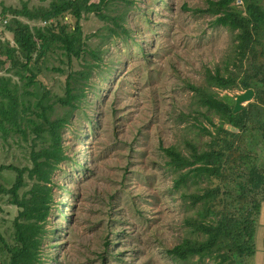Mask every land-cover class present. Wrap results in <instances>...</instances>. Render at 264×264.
I'll use <instances>...</instances> for the list:
<instances>
[{
  "label": "rangeland",
  "instance_id": "374dc122",
  "mask_svg": "<svg viewBox=\"0 0 264 264\" xmlns=\"http://www.w3.org/2000/svg\"><path fill=\"white\" fill-rule=\"evenodd\" d=\"M25 1L36 9L52 0H0L1 41L14 43L10 29L14 15L3 17L2 4L22 8ZM209 4V0H107L100 8L107 18L96 12L84 13L79 20L68 13L62 17L69 31L77 22L82 25L88 51L70 60L56 46L31 66L38 86L49 94L47 115L51 120L67 119L61 134L69 155L54 172L41 264H229L221 242L211 252L187 259L169 249L186 240L209 239L190 221L216 224L226 207L240 206L236 198L242 193L249 205L258 206L252 211L256 253L234 264H264V134L224 123L235 135L224 142L239 139L249 154L225 179L191 174L177 187L176 178L195 165L176 169L168 163L166 149L176 148L194 160L195 153L209 150L211 141L219 140L224 117L210 109L194 87L233 106L245 91L241 78L246 71L253 73L250 60H240L239 30L215 23L224 12L207 10ZM244 7L245 0H235L230 9L244 12ZM19 18L32 27L42 24ZM0 59L6 56L0 53ZM10 67L7 59L0 63V76H12L24 85ZM85 69L89 78L83 79L77 72ZM216 72L232 79L231 84L218 86L209 77ZM70 74H78L85 91L73 107L61 101ZM261 110L264 113V104ZM25 124L24 135L7 123L6 137L0 129L1 164L32 167L31 150L49 146L47 132L38 136L33 125ZM15 176L14 171L0 169V184L11 186ZM26 181L21 193L34 182L27 173ZM225 182L231 195L217 197L212 207L186 196L216 186L225 191ZM17 213L10 197L0 193V230L10 243ZM8 257L0 249V264Z\"/></svg>",
  "mask_w": 264,
  "mask_h": 264
},
{
  "label": "trees",
  "instance_id": "16d2710c",
  "mask_svg": "<svg viewBox=\"0 0 264 264\" xmlns=\"http://www.w3.org/2000/svg\"><path fill=\"white\" fill-rule=\"evenodd\" d=\"M106 1L52 0L48 6L36 9L29 8L26 1L22 8L2 4L3 17L14 15L13 24H10V29L14 32V43L11 44L9 40H0V53L11 62L9 71L19 80L24 81V85L13 80L12 76H0V129L3 130L5 137L10 127L24 135L26 130L21 127V124L26 122L25 126L33 125L38 136L42 132L45 136L47 132L50 144L47 147L31 150L32 167L0 163L1 170L8 169L16 173L11 186L0 184V193L8 195L11 204L18 207V213L13 220L14 242L10 243L0 230V249L7 252L9 256L8 260L1 264H41L42 236L45 232L44 224L51 212L54 172L59 164L69 157L64 151L61 134L67 119L61 117L51 120L49 114L47 115V109L50 107L49 94L47 90L44 91L38 86L36 73L31 66L44 58L48 51L56 46H59L70 60L73 56L79 58L86 54L88 48L82 42V25L77 22L75 29L69 31L67 25L62 23V17L68 13L79 20L84 13L96 12L100 17L107 18L100 10ZM232 2L235 0H209L207 10L213 11L214 8H218L223 11L224 13L215 19V23L239 30L240 60L249 59L253 69V73L246 71L245 76L241 78V87L244 90L248 88L255 90L254 101L235 113L233 111L235 104L231 106L222 98L211 93L205 94L200 90L201 88L194 87L203 97V102L210 109L221 113L225 121L218 127L219 140L213 139L209 150L195 153L194 160L182 155L176 148L166 149L171 158L168 163L174 168L183 169L195 165L176 178L177 187L184 185L191 174L225 179L234 166L247 161L249 154L241 146L239 139L237 143L233 139L224 142V138L228 139L229 135H234L224 128V123L243 132L248 128L252 132L258 131L264 134V113L261 110L264 104V5L259 0H245L243 12L230 9ZM19 16L40 21L42 24L32 27ZM44 21L46 24H43ZM6 59H0V63L4 64ZM56 68L62 70L60 67ZM77 73H83V77L81 76L83 79L89 78V70L85 69ZM77 75H69L66 95L61 98L63 104L71 107L75 106L85 92ZM209 77L222 87L230 85L232 80L223 77L219 72L210 73ZM256 112L258 114H255ZM5 123L10 127H7ZM26 173L34 182L30 188L21 193L27 185ZM225 186V191H222L220 186H216L207 189L204 193H192L186 196L192 199L193 203L203 202L207 207H212L217 197L224 193L231 195L228 182H225ZM238 195L236 199H239L237 203L240 206L237 209L231 206L226 207V214L216 224L207 225L199 220L190 221L196 229L207 232L209 239L186 240L169 249V252L179 258L187 259L196 253L211 252L221 242L220 246L226 248L223 258L230 260L229 264H234V261L240 257L255 255L256 228L252 211L258 209V206L249 205L244 193ZM245 210H247L246 215L243 214Z\"/></svg>",
  "mask_w": 264,
  "mask_h": 264
},
{
  "label": "water",
  "instance_id": "95a60500",
  "mask_svg": "<svg viewBox=\"0 0 264 264\" xmlns=\"http://www.w3.org/2000/svg\"><path fill=\"white\" fill-rule=\"evenodd\" d=\"M255 96V90L253 88H248L245 91H243L242 93H239L236 96V101H235V105H234V109L233 111L235 113L243 110V108L246 106L245 104L247 102H250L254 99Z\"/></svg>",
  "mask_w": 264,
  "mask_h": 264
},
{
  "label": "built area",
  "instance_id": "2783aa9c",
  "mask_svg": "<svg viewBox=\"0 0 264 264\" xmlns=\"http://www.w3.org/2000/svg\"><path fill=\"white\" fill-rule=\"evenodd\" d=\"M5 22H6V21H5ZM43 24H46V21H44Z\"/></svg>",
  "mask_w": 264,
  "mask_h": 264
}]
</instances>
